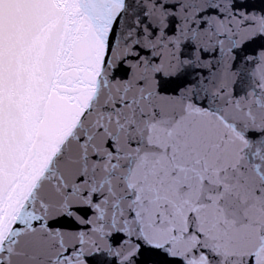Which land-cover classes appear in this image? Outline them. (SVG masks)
<instances>
[{
    "label": "snow or ice",
    "instance_id": "obj_1",
    "mask_svg": "<svg viewBox=\"0 0 264 264\" xmlns=\"http://www.w3.org/2000/svg\"><path fill=\"white\" fill-rule=\"evenodd\" d=\"M0 264H264V0H0Z\"/></svg>",
    "mask_w": 264,
    "mask_h": 264
}]
</instances>
